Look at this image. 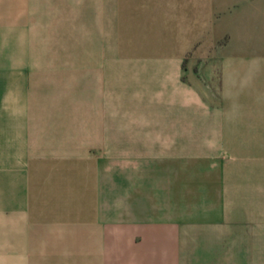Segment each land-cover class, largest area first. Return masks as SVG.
Segmentation results:
<instances>
[{
  "label": "crops",
  "instance_id": "1",
  "mask_svg": "<svg viewBox=\"0 0 264 264\" xmlns=\"http://www.w3.org/2000/svg\"><path fill=\"white\" fill-rule=\"evenodd\" d=\"M0 264H264V0H0Z\"/></svg>",
  "mask_w": 264,
  "mask_h": 264
},
{
  "label": "rangeland",
  "instance_id": "2",
  "mask_svg": "<svg viewBox=\"0 0 264 264\" xmlns=\"http://www.w3.org/2000/svg\"><path fill=\"white\" fill-rule=\"evenodd\" d=\"M24 42L23 41H17L16 42V49L17 51H22L24 47ZM21 53V52H17ZM31 61L32 65H40L44 66L46 68H55V67H60V66H85L88 64V59L87 58H60V57H43V58H32L28 59ZM15 64L18 65H24L25 59L22 57H16L15 58ZM44 76L47 77H52L56 76V74H46ZM179 256H183V242H182V235H181V244H180V249H179Z\"/></svg>",
  "mask_w": 264,
  "mask_h": 264
}]
</instances>
